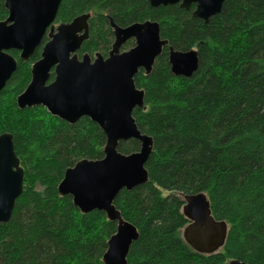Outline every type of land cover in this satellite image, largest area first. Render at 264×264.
<instances>
[{"label": "trees", "instance_id": "obj_1", "mask_svg": "<svg viewBox=\"0 0 264 264\" xmlns=\"http://www.w3.org/2000/svg\"><path fill=\"white\" fill-rule=\"evenodd\" d=\"M4 4L0 0V20L8 16ZM194 9L150 0H62L55 24L90 13L80 57L109 54L111 19L122 27L158 21L169 42L150 73L141 68L135 75L145 104L133 116L152 136L153 149L145 165L149 180L122 189L114 201L139 232L127 264H264V0H225L208 22ZM48 39L27 61L10 50L17 68L0 92V134H13L24 168L23 192L9 222L0 223V264H105L117 222L103 210L83 213L58 189L67 168L104 156L105 132L87 116L69 123L42 105L17 104ZM134 45L130 39L122 48ZM169 46L197 50L191 76L173 74ZM139 148L137 139L118 146L127 154ZM198 192L228 224L225 245L211 254L196 251L183 236L189 223L184 196Z\"/></svg>", "mask_w": 264, "mask_h": 264}, {"label": "water", "instance_id": "obj_2", "mask_svg": "<svg viewBox=\"0 0 264 264\" xmlns=\"http://www.w3.org/2000/svg\"><path fill=\"white\" fill-rule=\"evenodd\" d=\"M62 0H5L8 16L0 20V92L22 61L29 60L47 35L41 58L32 65L31 80L17 97L20 108L42 105L59 118L75 123L89 117L106 134L104 156L84 158L67 168L58 189L71 195L83 212L103 210L117 222V230L108 240L103 256L105 264H127V256L139 232L125 220L114 201L122 189L146 183L149 173L146 162L153 149V138L143 133L133 116L143 108L145 92L137 87L135 75L141 68L150 73L157 57L168 46L162 38L160 24L155 20L135 22L122 27L112 19L114 42L107 56L97 52L94 57L78 51L89 37L90 13L71 22L55 24ZM225 0H150L153 6L180 4L205 22L220 13ZM130 39L135 45L122 50ZM171 71L176 76H191L198 68L197 50L181 51L169 46ZM54 79L51 81V72ZM137 139L140 148L131 153L118 150L120 142ZM24 168L17 156L13 134H0V223L12 217L16 200L23 192ZM183 212L189 223L183 229L185 240L198 252L211 254L224 245L228 224L212 214L205 192L184 196ZM1 262V257H0ZM229 264H248L232 259Z\"/></svg>", "mask_w": 264, "mask_h": 264}, {"label": "rangeland", "instance_id": "obj_3", "mask_svg": "<svg viewBox=\"0 0 264 264\" xmlns=\"http://www.w3.org/2000/svg\"><path fill=\"white\" fill-rule=\"evenodd\" d=\"M122 50H126V49L122 48ZM163 193H164V195H167L169 193V191L168 190H164Z\"/></svg>", "mask_w": 264, "mask_h": 264}]
</instances>
